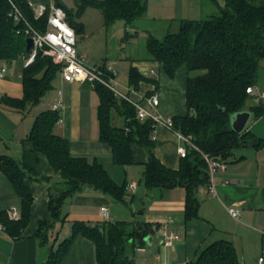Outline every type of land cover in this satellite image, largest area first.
<instances>
[{
	"label": "crops",
	"instance_id": "1",
	"mask_svg": "<svg viewBox=\"0 0 264 264\" xmlns=\"http://www.w3.org/2000/svg\"><path fill=\"white\" fill-rule=\"evenodd\" d=\"M29 1L44 4L50 2ZM146 3V13L135 21L130 23L118 19L125 22V27L118 26V20L106 25L102 12L97 9L102 14L110 38L121 36L126 44L131 40V47L124 55L130 58V62L122 61V56L115 54L103 56L100 58L102 60L92 63L87 62L93 66L103 63L112 65L116 72V87L133 98L143 99L157 93L160 97L158 109L164 116L185 115L188 111V73L180 68L174 77L168 76L148 50V34L162 38L168 33L177 32L183 20L203 18L218 11L225 0H146ZM86 9L79 19L81 26L76 29V32H82L83 37H89L93 32L89 27L90 21L85 18ZM143 43L146 53L143 49H140L142 53L139 52ZM76 48L87 58V50L81 44H76ZM116 65L122 74L125 73V78L119 79ZM2 67H6L7 71L0 79V154L20 160L23 148L29 145L26 138L36 116L46 109H34L38 103L16 107L8 101V98L18 99L23 96L25 55L9 61L0 59V70ZM132 67L144 76L136 87L130 83ZM56 81L52 103L57 97V90L63 88L66 105L62 111L63 121L56 123L54 131L69 140L70 151L74 156H84L89 162L101 163L115 182L124 185L123 200L116 201L90 184H84L66 197L60 217L41 227L42 222L51 218V190H58L64 185L61 177L43 157L42 167L46 177L29 180L34 194L31 220L20 238L14 239L5 230L0 231V261L6 264H44L50 248H56L57 243L72 234L75 221L92 225L104 221H127L132 227L144 224L151 227L147 236L150 239L136 247L132 253L136 264H204L208 247L220 241L233 245L237 264H257L259 256L264 255V144L238 148L232 158L222 160L225 168L220 167L213 173L216 193L209 190L210 181L197 185L194 192L199 203L197 215L187 219V191L183 186L145 185L144 171L151 151L146 145H133L132 163H115L111 147L100 139V98L91 84L65 82L61 74L54 83ZM93 90L98 96L97 111ZM52 103L47 109H51ZM246 129L264 138V116L255 117V121ZM152 139V152L155 156L165 166L178 169L183 160L178 147L184 142L165 126H158L155 138ZM191 150L189 148L188 153ZM131 183L136 185L133 193L128 190ZM12 206H20V197L12 182L0 170V211L7 213ZM102 206L109 208L107 219L101 214ZM231 207L239 209L238 218L230 214ZM171 232L175 238L168 245L165 237ZM62 264H97L94 243L87 237L77 235Z\"/></svg>",
	"mask_w": 264,
	"mask_h": 264
},
{
	"label": "trees",
	"instance_id": "2",
	"mask_svg": "<svg viewBox=\"0 0 264 264\" xmlns=\"http://www.w3.org/2000/svg\"><path fill=\"white\" fill-rule=\"evenodd\" d=\"M12 1L20 7L30 25L43 31L46 29L49 9L36 17L29 0ZM74 1L76 10L69 9L63 0L60 4L66 10V20L76 28L81 26L79 19L88 7L99 9L106 25L118 19L131 23L147 11L146 0ZM11 12V1L0 0V59L7 61L29 54L26 48L27 23L16 21ZM147 47L168 76L174 77L180 68L187 71L188 111L173 119L175 128L190 135L198 149H192L183 157L178 169L165 166L152 152L153 122L137 118L133 105L97 84L94 89L100 98V139L111 147L114 161L120 165L134 161V144L146 145L151 151L144 171L145 185L183 186L187 191L185 216L190 219L198 211L199 203L194 193L197 185L210 180L204 154L228 160L238 148L264 144V138L255 136L251 131L237 132L232 127L234 115L245 111L249 99L253 102L248 111L256 118L264 116V102H256L247 92L249 86H259L260 71L264 68V0H225L218 11L203 18L183 20L177 32L162 38L149 33ZM104 66L105 63L101 64V67ZM61 71L62 66L40 50L35 60L24 67L23 96L8 98V101L16 107L39 103L54 87ZM129 76L130 83L135 87L144 78L135 67L131 68ZM114 112L124 118L123 125L113 123ZM59 117L60 113L52 109L36 116L26 138L29 145L23 148L20 160L0 154V170L12 182L20 197L19 220H11L5 211H0V222L14 239L22 236L31 220L34 194L29 180L46 177L42 167L43 157L64 185L58 190H51V218L42 222L41 227L60 217L66 197L84 184H90L116 201L123 200L125 186L115 182L101 163L89 162L84 156H74L69 140L54 131ZM99 224L102 229L84 221H75L72 234L56 248H50L44 264H62L77 235L94 243L97 264H136L132 253L136 247L146 243L150 225L132 227L127 221H104ZM208 250L204 264H237L236 252L230 242L213 243Z\"/></svg>",
	"mask_w": 264,
	"mask_h": 264
},
{
	"label": "built area",
	"instance_id": "3",
	"mask_svg": "<svg viewBox=\"0 0 264 264\" xmlns=\"http://www.w3.org/2000/svg\"><path fill=\"white\" fill-rule=\"evenodd\" d=\"M12 3L11 15L16 21L24 20L27 23L26 33L33 39V46L29 50V54L25 56V66L32 63L37 53L42 50L45 55L51 57V59L62 66L61 76L65 82H88L93 88L97 84H101L110 89L114 95L118 98L129 102L136 109V116L140 120H151L154 126V133L152 137L155 138L156 128L158 126H165L168 129L173 130L178 138H180L184 144L178 147V151L181 157L188 155V149H198V147L192 141L190 135H186L181 131L177 130L174 126V119L170 116H164L158 109L160 105V97L157 93H152L145 96L143 99H136L120 91L115 84V70L110 64H105L104 67L101 65H90L87 62L86 56L80 53L77 48V37L76 29L66 20V10L60 4L61 0H50L49 3H35L29 1L30 6L33 8L35 16H42L47 9H49V15L47 20L46 29L40 30L30 25L25 18L23 11L20 7L10 0ZM7 71L6 67H2L0 70V79L4 76ZM247 92L252 96L256 102H264V89L258 85H252L247 88ZM66 101L64 97L63 88L57 90L56 100L52 103L51 109L58 111L60 117L58 122L63 121L62 111L65 108ZM208 165V172L210 177L209 190L212 193H216V184L213 180V173L218 168H225V163L218 159L204 154ZM136 185L131 183L128 185L130 193L135 192ZM230 214L238 218L240 211L237 208H229ZM8 217L11 220H19L21 218L20 208L12 206L7 211ZM102 216L107 219L109 217V208L107 206L101 207ZM5 226L0 222V231H4ZM175 234L169 233L165 237V243L170 245L173 243ZM0 264H6L0 261ZM220 264V263H211ZM257 264H264V255H260Z\"/></svg>",
	"mask_w": 264,
	"mask_h": 264
},
{
	"label": "rangeland",
	"instance_id": "4",
	"mask_svg": "<svg viewBox=\"0 0 264 264\" xmlns=\"http://www.w3.org/2000/svg\"><path fill=\"white\" fill-rule=\"evenodd\" d=\"M45 2H48V0H43ZM63 3L66 4V6L69 9H74L76 10V5H75V1L74 0H63ZM85 18L87 20L90 21V26L91 30H93L92 34H90L89 37H83L84 35L82 34V32L78 31L76 34L77 37V44H81V46H83L85 48L86 53L88 54L87 56V60L92 63L93 61L96 60H102L100 59L101 57H110V54H115L116 56H122L121 59L122 61H127L128 63L130 62V58L126 57L124 55L127 54V52L129 51L130 47H131V43L130 41H128V43L126 44V41L121 39V36L115 37V38H110L108 35L109 33L107 32V28L104 26L103 24V17L102 14L99 10H97L96 8L93 7H88L86 9L85 12ZM117 25L118 26H122L125 27V22L122 20H118L117 21ZM116 27V25H113ZM124 30V29H123ZM124 32H122L123 34ZM118 38V39H117ZM140 45V44H139ZM142 45V43H141ZM140 49H143L144 53H146V46L143 43V46H141L139 48V52L142 53V51ZM108 54V55H107ZM115 69L118 72V76L119 79H123L125 78V73L122 74V70L119 68V66L116 65ZM192 74H195L194 72ZM57 81L54 83V88L49 90L41 99V101L34 106V109H38V110H44L47 109L50 104L52 103V97L54 95V90L56 88ZM259 86H261L262 88H264V68L261 69L260 71V76H259V82H258ZM119 87L121 89H123L120 85ZM93 96L95 98V110L97 111V103H98V96L96 94V91L93 90ZM56 100V99H55ZM253 101L251 99L248 100L247 105H246V109H249V106L251 105ZM43 108V109H42ZM97 118V116H95ZM123 119L121 116L119 117V115L117 113L114 112L113 114V123L116 125L121 126L123 124ZM255 121V116H251L249 122L247 123V127H250L252 125V123ZM20 208V206H17ZM11 208V207H10ZM63 232H62V238H63ZM61 238V239H62ZM58 245V243H57ZM56 245V246H57Z\"/></svg>",
	"mask_w": 264,
	"mask_h": 264
},
{
	"label": "water",
	"instance_id": "5",
	"mask_svg": "<svg viewBox=\"0 0 264 264\" xmlns=\"http://www.w3.org/2000/svg\"><path fill=\"white\" fill-rule=\"evenodd\" d=\"M75 29H77L75 27ZM27 50L29 51L33 46V39L31 36L27 37ZM252 116V113L248 110L240 111L234 115V118L232 120V127L237 132H242L246 129L247 123L249 122L250 118ZM96 227L99 229H102L101 224H96ZM150 238L146 237V241H148Z\"/></svg>",
	"mask_w": 264,
	"mask_h": 264
}]
</instances>
